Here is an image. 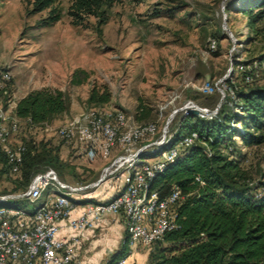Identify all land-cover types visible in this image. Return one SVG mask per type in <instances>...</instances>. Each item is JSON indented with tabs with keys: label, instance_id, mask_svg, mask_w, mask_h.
I'll return each mask as SVG.
<instances>
[{
	"label": "rangeland",
	"instance_id": "rangeland-1",
	"mask_svg": "<svg viewBox=\"0 0 264 264\" xmlns=\"http://www.w3.org/2000/svg\"><path fill=\"white\" fill-rule=\"evenodd\" d=\"M232 1L115 0L108 22L100 25L96 16H90L78 25L68 13L73 0H57L54 6L62 11V18L42 26L50 8L36 11L35 0H0V82L4 87L0 88V109L13 114L20 98L47 86L62 89L70 100L69 110L47 122L53 126L51 131L46 123L30 125L22 119L20 130L12 133L7 145L0 144L2 152L27 141L31 154L46 153L39 171L49 164L64 180L82 183L79 176L86 173L81 172L84 167L78 158L86 149L66 141L57 129L85 110H121L140 123H155L156 137L164 130L168 137L178 116L186 112L177 110L188 100L211 110L221 106L226 96L217 87L246 86L239 72L243 61L264 54V23L257 25L258 32L253 30L248 15L237 11L236 5L228 10ZM252 66L256 76L249 85L264 87L263 64ZM79 69L85 71L78 75L84 82L74 84L72 78ZM2 73L10 79L4 80ZM200 87L216 88L206 93ZM93 90H109L111 100L92 103ZM197 115L212 119L218 114ZM235 141L245 154L248 182L264 181V143L243 147L239 137ZM49 151L58 157L57 165L49 162ZM24 168L15 173L0 160V194L24 189ZM157 244L162 245L157 241L149 251Z\"/></svg>",
	"mask_w": 264,
	"mask_h": 264
},
{
	"label": "trees",
	"instance_id": "trees-1",
	"mask_svg": "<svg viewBox=\"0 0 264 264\" xmlns=\"http://www.w3.org/2000/svg\"><path fill=\"white\" fill-rule=\"evenodd\" d=\"M56 1L35 0L36 11L50 8L48 16L41 21L42 26L53 25L62 18V11L54 6ZM114 2L73 0L68 13L75 24L84 25L88 17L96 16L99 24L103 25L108 22V12ZM230 3L228 10H233L236 5L237 11L247 14L248 24L258 32L257 25L264 23V0H235ZM256 62L263 64L264 54L258 59L243 61L239 72L247 85L230 84L235 96L226 95L216 117L208 119L192 112H182L168 143L144 153L145 157L158 155L185 134L194 130L199 132L200 138L195 144L148 179V190L157 191L160 198L167 197L174 187L182 193L176 206L177 226L158 240L162 245L157 244L151 249L149 264H264V181L259 184L248 182L250 177L243 166L245 154L235 141L239 137L243 147L264 143V87L249 85L256 76L254 67L249 66ZM81 72L85 71L79 69L74 73V84L84 82L78 76ZM248 75L253 78L250 82L246 81ZM110 100L109 90L91 92L92 103L102 104ZM69 108L66 92L47 86L34 89L20 98L15 110L18 116L36 125L51 122ZM25 144L27 149L22 165V168L25 165L24 189L33 175L39 172L38 166L46 157V153L31 154L28 142ZM207 148L211 154L207 153ZM0 160L9 165L7 154L1 147ZM57 161L58 157L50 152L49 162L57 165ZM49 166L43 165L41 170ZM13 203L2 202L6 205ZM129 252L126 241L121 251L115 254L116 259L109 264H116Z\"/></svg>",
	"mask_w": 264,
	"mask_h": 264
},
{
	"label": "built area",
	"instance_id": "built-area-1",
	"mask_svg": "<svg viewBox=\"0 0 264 264\" xmlns=\"http://www.w3.org/2000/svg\"><path fill=\"white\" fill-rule=\"evenodd\" d=\"M212 45L216 46L215 40ZM1 77L10 79L8 73H2ZM252 79V76L246 77L247 82ZM0 88H4L2 82ZM215 88L200 87L206 93ZM217 89L224 97L226 90L229 96H235L233 87ZM219 107L211 110L190 99L177 112L200 109V113L212 117L218 114ZM12 113L0 109V143L3 145H7L12 133L21 127L23 118L15 109ZM26 121L31 125L29 119ZM46 126L47 131L53 130L52 125ZM157 131L155 123H140L121 110L108 112L89 108L67 120L57 129L59 135L66 141L82 144L90 161L102 156L108 163L101 169L98 179L91 182L70 183L49 166L35 173L25 189L0 194V264H84L79 254V235L59 236V231L65 225L75 232L95 228L108 214L124 216L129 251L138 243L150 247L175 229L181 190L174 187L167 197L160 198L157 191L148 190V179L195 144L200 135L194 130L158 155L145 157L144 153L166 145L171 137H167V130L156 137ZM26 149L24 142L17 147H6L13 172L21 171ZM207 153L211 154L209 148ZM118 177L124 179L125 185L112 199L89 202L83 207L75 202V198L86 196L104 182ZM43 198L44 201L40 202ZM6 201L14 203L2 204ZM29 204L34 207L29 208ZM65 220L67 224H64ZM127 257L120 258L116 264H126Z\"/></svg>",
	"mask_w": 264,
	"mask_h": 264
},
{
	"label": "crops",
	"instance_id": "crops-1",
	"mask_svg": "<svg viewBox=\"0 0 264 264\" xmlns=\"http://www.w3.org/2000/svg\"><path fill=\"white\" fill-rule=\"evenodd\" d=\"M78 163L84 168L81 172L85 175L79 176L80 182L87 183L98 179L101 169L107 161L102 156L90 161L86 154H81ZM85 170V171H83ZM122 177L112 178L99 187L92 190L88 195L75 198L79 206L83 207L89 202H104L112 199L124 187ZM44 201V198L40 202ZM67 224V220L64 221ZM78 234L79 254L84 264H109L114 261L115 254L119 253L128 239L126 220L121 214L104 215L95 228L81 232H75L68 225L59 231V236L69 237ZM150 251L147 246L138 243L128 254L126 264H149Z\"/></svg>",
	"mask_w": 264,
	"mask_h": 264
},
{
	"label": "water",
	"instance_id": "water-1",
	"mask_svg": "<svg viewBox=\"0 0 264 264\" xmlns=\"http://www.w3.org/2000/svg\"><path fill=\"white\" fill-rule=\"evenodd\" d=\"M191 112L194 114H199L201 111L200 109H192Z\"/></svg>",
	"mask_w": 264,
	"mask_h": 264
}]
</instances>
